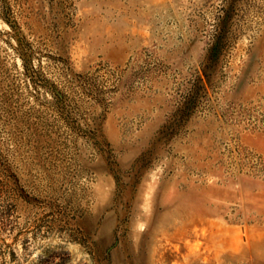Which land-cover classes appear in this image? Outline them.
Segmentation results:
<instances>
[{
	"label": "rangeland",
	"instance_id": "obj_1",
	"mask_svg": "<svg viewBox=\"0 0 264 264\" xmlns=\"http://www.w3.org/2000/svg\"><path fill=\"white\" fill-rule=\"evenodd\" d=\"M0 264H264V0H0Z\"/></svg>",
	"mask_w": 264,
	"mask_h": 264
},
{
	"label": "trees",
	"instance_id": "obj_2",
	"mask_svg": "<svg viewBox=\"0 0 264 264\" xmlns=\"http://www.w3.org/2000/svg\"><path fill=\"white\" fill-rule=\"evenodd\" d=\"M3 19H5L8 23H10V21L8 20V18H6L4 15H3Z\"/></svg>",
	"mask_w": 264,
	"mask_h": 264
}]
</instances>
